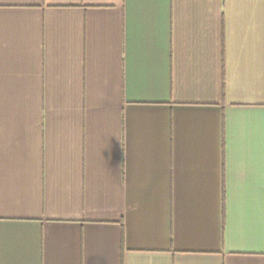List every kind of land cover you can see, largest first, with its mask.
I'll list each match as a JSON object with an SVG mask.
<instances>
[{
  "label": "crops",
  "instance_id": "obj_1",
  "mask_svg": "<svg viewBox=\"0 0 264 264\" xmlns=\"http://www.w3.org/2000/svg\"><path fill=\"white\" fill-rule=\"evenodd\" d=\"M0 264H264V0H0Z\"/></svg>",
  "mask_w": 264,
  "mask_h": 264
}]
</instances>
